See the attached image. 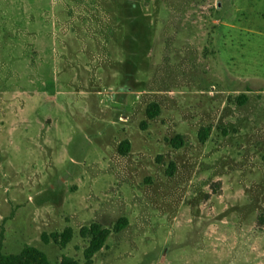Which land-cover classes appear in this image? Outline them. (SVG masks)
<instances>
[{
    "label": "rangeland",
    "instance_id": "obj_1",
    "mask_svg": "<svg viewBox=\"0 0 264 264\" xmlns=\"http://www.w3.org/2000/svg\"><path fill=\"white\" fill-rule=\"evenodd\" d=\"M121 219L87 262L80 230ZM0 239L52 264H264V0H0Z\"/></svg>",
    "mask_w": 264,
    "mask_h": 264
},
{
    "label": "trees",
    "instance_id": "obj_2",
    "mask_svg": "<svg viewBox=\"0 0 264 264\" xmlns=\"http://www.w3.org/2000/svg\"><path fill=\"white\" fill-rule=\"evenodd\" d=\"M240 103L243 104L246 101L245 97H241ZM159 113L158 106L156 104H151L147 109V115L149 119H154ZM209 135V129H203L200 133V141L205 143ZM183 142L181 137H177L172 140V145L176 148L182 146ZM129 142L125 141L120 145L119 151L122 155H126L129 152ZM126 227V220L121 219L113 228L110 230L108 228H103L97 223H93L88 227H83L80 230V236L88 240V247L84 251V257L87 262H91L92 258L102 249L106 243L108 237L112 232L119 233ZM73 237V230L71 228H66L60 234H53L52 240L54 243L65 247ZM0 264H52L48 256L36 247L27 246L18 254H3L2 253V240L0 239ZM61 264H80L78 261L70 258L64 257Z\"/></svg>",
    "mask_w": 264,
    "mask_h": 264
}]
</instances>
